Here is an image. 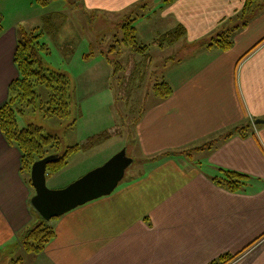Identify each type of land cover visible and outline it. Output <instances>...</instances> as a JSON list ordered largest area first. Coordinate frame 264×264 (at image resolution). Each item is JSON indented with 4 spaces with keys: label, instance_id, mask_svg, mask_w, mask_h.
Here are the masks:
<instances>
[{
    "label": "crops",
    "instance_id": "obj_1",
    "mask_svg": "<svg viewBox=\"0 0 264 264\" xmlns=\"http://www.w3.org/2000/svg\"><path fill=\"white\" fill-rule=\"evenodd\" d=\"M7 1L0 0V16ZM11 1L14 7L22 0ZM84 1L115 12L136 6L124 17L134 18L145 44L177 26L194 41L225 20L247 22L228 50L200 49L165 69L172 94L153 95L135 125L139 166L132 162L136 169L110 194L51 219L54 236L40 253L18 244L19 234L41 217L30 204L34 193L20 171V152L0 132V252L13 253L3 254V264H211L224 255H234L227 264H264V122H254L264 120V0L243 17L245 0ZM17 20L27 18H12L6 28L0 22V107L18 75ZM95 146L47 173V186L62 188L111 157H92ZM82 152L73 175L68 169ZM222 170L249 179L230 191L213 181Z\"/></svg>",
    "mask_w": 264,
    "mask_h": 264
},
{
    "label": "rangeland",
    "instance_id": "obj_2",
    "mask_svg": "<svg viewBox=\"0 0 264 264\" xmlns=\"http://www.w3.org/2000/svg\"><path fill=\"white\" fill-rule=\"evenodd\" d=\"M261 1L257 0L258 3ZM11 2V0L6 2L7 10L0 16V22L5 28L6 25L9 26L12 18L19 19L26 16V21L17 20L15 24L32 29L41 25L40 15L49 13L53 15L56 25L54 34H44L41 38V42L47 47L42 53L43 62L53 70L66 72L71 84L70 114L67 117L45 115L40 105L41 102L47 101L50 90L44 84H38L35 87L38 96L36 105L33 108L27 107L22 115L17 114L18 126L22 128L28 123L41 126L44 133L57 135L61 139L60 150L63 151L65 147L75 144L78 139H83L86 133H97L107 127L118 125L121 133L104 143L101 141L99 145L96 144L97 146L91 151L92 157L98 159L108 153L113 155L124 149L133 164H138L142 160L136 153V122L143 110L151 103L154 95L152 85L163 79L165 69L172 65L178 56L185 58L189 53L207 48L209 42L222 31L239 25L232 33L233 40L234 35L244 29L243 21L234 18L232 21H223L216 29L194 41H188L183 36L173 44L162 47L150 45L149 53L152 57L150 66L132 89L130 99L122 100L117 97V80L112 62L123 64L126 61L130 49L119 41L121 38L119 24L121 18L131 10L134 11L136 6L130 10L115 12L101 8L94 9L84 0H51L49 5L44 7L39 6L34 0L17 1L14 7ZM12 8L16 11L9 14ZM137 39L143 42L141 34L139 36L137 34ZM63 44L72 47V50H67L65 55L59 50ZM137 59L139 60L140 57L137 56ZM81 117H83L82 122H78ZM81 154L85 153L77 155L68 169L73 175L74 167L84 161L83 158L86 156ZM134 169L136 168L128 167L125 176ZM65 177L66 175L63 174L61 180ZM47 185L52 186L48 181ZM3 254L8 256L13 253L0 252L1 264L7 257Z\"/></svg>",
    "mask_w": 264,
    "mask_h": 264
},
{
    "label": "trees",
    "instance_id": "obj_3",
    "mask_svg": "<svg viewBox=\"0 0 264 264\" xmlns=\"http://www.w3.org/2000/svg\"><path fill=\"white\" fill-rule=\"evenodd\" d=\"M39 6H48L51 0H34ZM257 3V4H256ZM260 5L257 0H245L243 8L240 10L242 17L254 12V8ZM41 25L32 29H26L22 25L16 28L17 44L13 61L17 69V77L13 79L8 87V98L0 107V132L5 140L18 148L20 152V171L25 174L28 183L30 182V168L34 161L49 154H57L56 161L49 163L46 168L48 174L56 173L62 169L72 154L89 149L99 142L120 133V127L115 125L99 134H94L86 138L83 143H75L60 150L61 139L57 135L46 134L43 128L35 123H28L20 128L17 122V114H23L27 107H35L38 97L35 87L44 84L50 92L45 103L41 102L40 108L46 116L55 115L67 117L70 114V78L66 72L56 71L44 64L42 53L46 51V44L41 42L44 34L53 35L56 25L51 13L41 17ZM245 25V19L242 22ZM121 30V41L128 46L130 51L127 54L125 63L112 62L113 72L117 80V97L122 100H129L132 89L140 81L143 73L152 62L149 46L162 47L172 44L184 35V29L177 26L162 34L157 35L149 44L141 43L136 36L134 18L124 17L119 24ZM234 28L222 31L213 38L207 47L217 50H228L232 44L231 39ZM69 44L59 47L63 55L67 50H72ZM137 56L140 59H137ZM109 61V59H107ZM110 64V61H109ZM111 65V64H110ZM152 92L159 98H167L172 94V87L166 81H156L152 85ZM234 132H241L240 129ZM231 135L228 133L226 136ZM220 177H214L213 181L230 191L241 190L249 176L231 170H222ZM32 186V185H31ZM33 193L34 189L32 187ZM34 210V209H33ZM35 211V210H34ZM36 212V211H35ZM37 213V212H36ZM54 236V230L49 225V221L41 220L22 231L18 236L20 244L25 252L40 253L48 241ZM234 255H224L211 264H227Z\"/></svg>",
    "mask_w": 264,
    "mask_h": 264
},
{
    "label": "water",
    "instance_id": "obj_4",
    "mask_svg": "<svg viewBox=\"0 0 264 264\" xmlns=\"http://www.w3.org/2000/svg\"><path fill=\"white\" fill-rule=\"evenodd\" d=\"M257 123L264 120L256 119ZM57 154H49L33 162L30 168V182L34 194L30 204L42 219L53 218L86 202L110 194L123 179L131 165L124 149L119 150L104 163L96 166L62 188H49L46 184V168L58 159Z\"/></svg>",
    "mask_w": 264,
    "mask_h": 264
}]
</instances>
